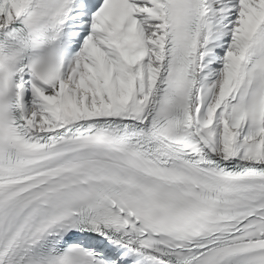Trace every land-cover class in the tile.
<instances>
[{
    "label": "snow or ice",
    "instance_id": "1",
    "mask_svg": "<svg viewBox=\"0 0 264 264\" xmlns=\"http://www.w3.org/2000/svg\"><path fill=\"white\" fill-rule=\"evenodd\" d=\"M0 264H264V0H0Z\"/></svg>",
    "mask_w": 264,
    "mask_h": 264
}]
</instances>
